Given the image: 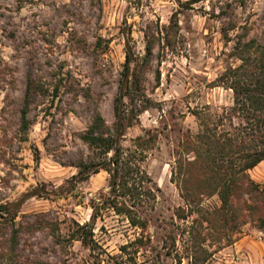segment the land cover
Returning <instances> with one entry per match:
<instances>
[{
	"label": "rangeland",
	"instance_id": "374dc122",
	"mask_svg": "<svg viewBox=\"0 0 264 264\" xmlns=\"http://www.w3.org/2000/svg\"><path fill=\"white\" fill-rule=\"evenodd\" d=\"M250 39L252 52L264 44V0H0V206L24 200L14 218L0 207V264H264V229L250 220L215 229L206 217L219 196L202 195L194 207L178 186L181 162L196 157L188 141L204 151L197 134L234 106L220 79ZM128 48L142 92L125 98L121 144L126 156L144 157L152 180L145 186L156 199L135 207L146 228L112 206L134 197L112 194L107 170L73 179L82 162L112 155L82 134L98 111L113 128ZM231 122L241 121L218 131ZM249 174L264 187V160Z\"/></svg>",
	"mask_w": 264,
	"mask_h": 264
},
{
	"label": "trees",
	"instance_id": "16d2710c",
	"mask_svg": "<svg viewBox=\"0 0 264 264\" xmlns=\"http://www.w3.org/2000/svg\"><path fill=\"white\" fill-rule=\"evenodd\" d=\"M177 16V13L173 15V26L178 25ZM154 47V42L149 41L141 65L143 73L145 67L150 64ZM254 47L255 39L238 44L237 53L241 63L226 70L220 79L233 90L234 106L230 112L228 110L219 115L220 120L214 128L205 125L204 130L197 134L198 139L207 144L204 151L201 145L195 144L193 140L188 141L196 157L181 162V166H188L186 172L180 171L182 180L178 186L182 196L190 202V206L195 207L196 204H200L202 195L217 194L221 205L211 211L206 219L213 228L221 231L235 230L242 222L248 220L264 229V187L249 174L251 169L264 160V44H258L256 50L252 52ZM134 62V55L128 48L115 99L116 120L113 128L107 126L98 111L88 130L82 134L85 143L106 154L112 152V155L99 163L82 162L78 165L80 170L73 179L85 180L102 169L107 170L110 173L111 193L118 195L117 191H120L124 195L134 197L133 205L119 204L113 200L112 206L118 212L126 214L133 225L146 228L147 220L135 207L145 206L150 199H156L153 189L145 186V183L152 180L141 167L140 161H143L144 157L139 160L136 154L126 156L121 144L124 128L130 126L129 118L126 116L125 98L129 97L133 103L142 92L140 82L142 74L138 73L137 68H133ZM32 92L35 90L30 82L22 108L24 131L29 126L28 107ZM235 116L240 118L239 125L231 122L230 126L233 128L218 131L219 123L225 125L226 120H232ZM211 132L213 134H210ZM23 201L0 207L14 214V218ZM10 238L7 240L8 251L15 257V248L19 240L15 235Z\"/></svg>",
	"mask_w": 264,
	"mask_h": 264
}]
</instances>
